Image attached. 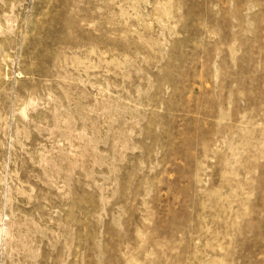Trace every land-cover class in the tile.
Segmentation results:
<instances>
[{
    "label": "rangeland",
    "instance_id": "rangeland-1",
    "mask_svg": "<svg viewBox=\"0 0 264 264\" xmlns=\"http://www.w3.org/2000/svg\"><path fill=\"white\" fill-rule=\"evenodd\" d=\"M0 264H264V0H0Z\"/></svg>",
    "mask_w": 264,
    "mask_h": 264
}]
</instances>
